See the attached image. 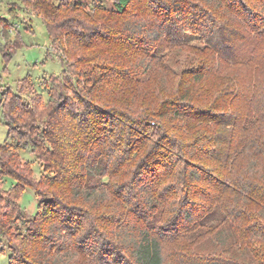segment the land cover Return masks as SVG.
Segmentation results:
<instances>
[{"label":"trees","instance_id":"trees-1","mask_svg":"<svg viewBox=\"0 0 264 264\" xmlns=\"http://www.w3.org/2000/svg\"><path fill=\"white\" fill-rule=\"evenodd\" d=\"M27 1L70 45L66 57L76 65L75 80H64L70 93L47 87L49 101L30 106L8 90L0 99V122L9 129L0 143V185L16 181L0 192L8 196L0 204V237L9 242L10 264H164L167 235L189 240L190 264H264V85L221 76L225 59L238 60L225 50L230 39L242 35L228 20L246 19L264 34V0L252 8L247 0H153L150 24L125 18L136 0H115L110 16L100 6L91 15L73 0ZM105 17L121 21L112 27ZM197 35L214 63L185 69V87L152 103L126 99L167 48ZM219 76L210 105L200 104L201 83ZM22 82L35 83L31 75ZM39 110V126L28 129L24 115ZM225 128L235 134L226 137ZM179 130L192 135L183 140ZM28 147L42 164L40 183L31 179L34 161L22 162ZM243 153L253 158L246 170L237 165ZM26 187L52 197L26 221L27 231L15 232ZM171 199L170 216L158 228Z\"/></svg>","mask_w":264,"mask_h":264},{"label":"rangeland","instance_id":"rangeland-1","mask_svg":"<svg viewBox=\"0 0 264 264\" xmlns=\"http://www.w3.org/2000/svg\"><path fill=\"white\" fill-rule=\"evenodd\" d=\"M257 1L262 0H247L246 3L252 8L256 7ZM54 2L58 5L61 0H54ZM73 2L91 15L99 13L97 12L99 6L104 8L102 13H109L115 10V0H73ZM30 4L31 5H29V1L27 0H0V99L2 93L8 90L19 93L28 106L32 105L35 101L38 103L44 101L48 102L47 87H58V89H56L57 91L60 92L62 90L63 92L70 93L71 90L64 87V80H66L65 77L70 81L75 80V73L73 71L76 65V62L68 60L66 57V52L69 51L70 45L62 43L57 32L51 34L48 31V26L50 25L49 27H53V25L51 23H46L43 16L36 12L31 2ZM207 5L211 9H214L213 4ZM152 6L153 0H136L125 18L150 24L156 18L155 13L152 11ZM110 14L111 13H109L108 16H110ZM106 19L111 21L112 27L115 23L121 21L119 17L114 19L105 17L104 20ZM215 19L218 20L217 17ZM227 19H229V17H227ZM96 22L98 23H96L97 25H102L101 22ZM228 26L233 27V31H237L242 35L232 37L229 42L230 45L225 49L226 51L230 50L238 60L234 61V58L231 61L225 59L223 63L224 71L221 73L222 79L224 76L230 74L231 79L237 80V82L243 85H247V83H251L253 79L256 78L260 85L262 84L260 88L263 89L264 64H262V62H264V34L252 31V27H249L246 19L240 21V18L237 16L231 17V19L228 20ZM85 31H89L88 33H90L91 29ZM78 42L79 41H76V43ZM20 43H22V45L18 46ZM61 44H64L66 47H63ZM206 45L205 40L201 39L200 35H197L189 42L176 43L170 48H167V52L162 53V59L158 62V66L150 65V68L153 70L147 82H142L139 87L127 91L125 93L126 99L134 100L137 98L139 101H146L147 104L152 103L160 97V95L161 97H165L173 94L178 88L180 91L185 87V83L181 82L185 75V69H190L192 66H200L206 59L205 62L208 66H210L211 61L214 63L208 53ZM209 60L210 62H208ZM140 69H143V65ZM28 75L32 76L35 83L32 85L28 84L27 87L23 88L22 80ZM221 76L215 77L209 82L201 83V88H199V93L200 91L201 93L198 94L200 104L210 105L211 98L214 97V91L212 90L215 84L213 86L212 84L216 82L217 85L220 81L222 83ZM235 83L236 81L233 82V85H235ZM113 87H116V85ZM246 92H249V89H247ZM111 93L110 91V94ZM139 97L141 98L139 99ZM24 116L22 120L27 126H30L28 129H31L36 123L37 126H39V121L44 115L43 112L41 113L39 110L38 115L25 114ZM3 118L4 113L0 110V120H3ZM181 122L180 119H177L172 123L175 126L179 125ZM193 125H195V123L189 126ZM263 125L257 126L258 128H255L254 131L262 129ZM195 126L197 127L192 128L201 127L206 130L210 127V124L196 123ZM225 129H228L226 137L235 134V131H232L231 128ZM212 131L216 132L214 128ZM8 132V126L0 122V143L6 141ZM176 134L183 140H188L189 137L187 135H192L180 130L177 131ZM220 134L221 138L225 139L221 131ZM21 158L24 164H30L28 162L30 160L34 161L31 179L33 182L40 183L44 179L41 167L42 164L37 159V155L32 153L31 147H28L21 153ZM252 159L253 158L248 154L243 153L239 156L237 165L241 169L246 170L250 166ZM257 171L256 177L261 179L263 171L260 169H257ZM4 183L5 186L2 185L1 187L0 185L1 195L8 191L10 186L12 187V184L13 186L16 185V181L11 183L8 178L4 179ZM25 190L26 191L22 193L19 199V203L23 206V218L16 219L13 227V231L21 233H24L28 229L26 221L33 220L37 217L36 213H38L39 205L43 200L52 197L50 193H46L48 194L46 198L40 196L29 187H26ZM172 201L173 199L169 200L161 208L163 215L161 214L159 216V220L155 224L156 227L161 228L170 216ZM7 202V195L0 196L1 205H7ZM250 207L252 208L253 206L251 205ZM163 240L164 264H190L189 261L194 253L193 246L188 239H174V237H168L167 235L163 237ZM207 246H209V244H207ZM209 248L214 249V245L210 244ZM10 257L11 249L9 242L7 240L3 242L0 237V264H10Z\"/></svg>","mask_w":264,"mask_h":264}]
</instances>
